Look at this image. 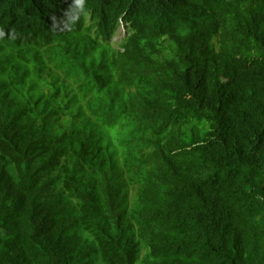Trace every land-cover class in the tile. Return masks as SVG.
<instances>
[{"label": "trees", "instance_id": "1", "mask_svg": "<svg viewBox=\"0 0 264 264\" xmlns=\"http://www.w3.org/2000/svg\"><path fill=\"white\" fill-rule=\"evenodd\" d=\"M69 3L0 0V264H264V0Z\"/></svg>", "mask_w": 264, "mask_h": 264}, {"label": "clouds", "instance_id": "2", "mask_svg": "<svg viewBox=\"0 0 264 264\" xmlns=\"http://www.w3.org/2000/svg\"><path fill=\"white\" fill-rule=\"evenodd\" d=\"M88 0H70L67 9H65L61 18L53 19V30L72 32L81 24L82 21H86L90 15V10L87 6ZM5 37L14 39V35L11 31L5 32L3 28H0V40Z\"/></svg>", "mask_w": 264, "mask_h": 264}, {"label": "rangeland", "instance_id": "3", "mask_svg": "<svg viewBox=\"0 0 264 264\" xmlns=\"http://www.w3.org/2000/svg\"><path fill=\"white\" fill-rule=\"evenodd\" d=\"M123 35V28L120 27V29L117 31L116 35H115V40L118 41L120 40V38L122 37Z\"/></svg>", "mask_w": 264, "mask_h": 264}]
</instances>
